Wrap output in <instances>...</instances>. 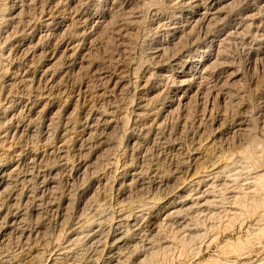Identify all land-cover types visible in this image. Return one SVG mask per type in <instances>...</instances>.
Here are the masks:
<instances>
[{
  "label": "rangeland",
  "instance_id": "rangeland-1",
  "mask_svg": "<svg viewBox=\"0 0 264 264\" xmlns=\"http://www.w3.org/2000/svg\"><path fill=\"white\" fill-rule=\"evenodd\" d=\"M181 1L0 0V264H103L118 223L128 264L168 244L146 264H223L257 228L212 216L228 206L213 175L244 184L248 150L264 159V0L195 23ZM203 45L210 62L179 78L173 59ZM184 225L207 240L175 245Z\"/></svg>",
  "mask_w": 264,
  "mask_h": 264
},
{
  "label": "bare ground",
  "instance_id": "bare-ground-1",
  "mask_svg": "<svg viewBox=\"0 0 264 264\" xmlns=\"http://www.w3.org/2000/svg\"><path fill=\"white\" fill-rule=\"evenodd\" d=\"M223 1L226 2L228 0H223ZM180 2L183 3V1H181V0H180ZM189 4H190V0H188V2H187L186 5H189ZM220 4H221V0H204V1H202V0H194L192 2L193 11L190 13V14L193 15V17H192L193 22L195 23L198 20H201L203 22L204 21H208V22L210 21L211 22V20L218 18V16L220 15V7H219ZM175 15H176V13H174V16ZM175 19H177V18H175ZM179 20H180V18L177 21H179ZM177 24L178 23H176V22L175 23H171V24L170 23L165 24V26L168 27V29L166 30L165 33L168 36H170V38L176 39L179 36L178 33H177V30H178V25ZM180 24H181V22H180ZM172 25H173V27L171 28L170 26H172ZM181 27H182V29H185L186 30V29H190L191 28V25H189V23L185 22V24L182 25ZM156 46H158L157 51L155 50L156 51V54H159L161 52V48L163 47V44L161 42H159V43H157ZM195 49L196 50L193 49L194 51L193 50H190V49L187 50V51H181V54L179 55L180 57L173 59L172 62H174V64L176 63V65H179V61L181 62L180 59H185V58L187 59V61L185 63L183 62L184 63L183 64V67H184L185 71H183V72H179L178 71V77L179 78H182L183 79L185 77H195L194 75L199 74V71L207 63L210 62V59H211L210 46H204V45H203V47L202 46L201 47H197L196 46ZM204 71H206V70H204ZM254 151L255 150L253 148H250L248 150L247 154H246V158L245 159L248 161V164H249L250 169H253V172L252 173L250 172L251 174H249V177L244 180V184H240L239 183V179H238L239 177L236 174H232L231 173V169L227 165L225 167L219 169L213 175V179L215 180V182L218 183V184H215V185L219 189V192H220L219 201L217 203L218 204H221L223 206H225V204H226L228 206L225 209L223 208L224 210H222V211H220V212H218L216 214H213L212 216H217L219 219L225 218V222H223L225 224V227L224 228L230 227L233 223H235L237 221L240 222L243 219L252 218L254 216H255V218H256V220L258 222L257 226H254V227H257V228L253 232H249L250 234L247 233V235L244 236V239L241 237V238L237 239L235 242H227L224 245H222V247L220 248L221 249L220 252H222L223 256L225 257V259L223 260V264H242V262L245 261L244 259L251 258V255L254 252L257 251V253H258L259 250H261V249L264 248V245H263L264 244V224H262L263 223V220H264V169H263V166H262V163L264 162V159L263 158H258L257 159L255 157L257 155V153H256V155L253 156V152ZM243 168H242V170H243ZM239 169H240V167H239ZM260 169H262V170H260ZM240 181H242V179ZM245 182H248V183L245 184ZM213 194L215 195V193H213ZM202 197H204V196H199V198H197L198 201L201 200V199L205 200V198H202ZM186 199L188 201L189 197L187 198V196H186ZM221 205L219 207H221ZM178 206H180V209H181V208H183V207L186 206V202H181L180 204H174L170 208V214L169 215H172V214H174V215L176 214L177 215V214H180L179 212L188 210V209H186V210H180L179 209L180 211L178 212V210H176V208ZM260 209H262L263 212L261 211L260 214L256 215L257 212H260L259 211ZM219 210H221V209H219ZM169 217H171V216H169ZM213 221L215 222V220H213ZM119 225L120 224L118 223L117 226L111 232H109V234L106 236L107 238L105 240H107V241L109 240L111 242V248L109 249V252L107 253L106 261L103 264H128L127 262H125L124 259H122V255L120 254V251L116 247H117L118 244L127 243V241L130 242V241H132L134 239H132L131 237H130L131 239L127 238V235L125 233L121 232V229H120V226ZM187 227H188V225L182 226V228H181L182 229V232H180L179 234L177 233L174 236L175 245L176 244H180L182 247L183 246L185 247L187 244H190V243L195 242L197 240H199V241L200 240H205L208 237L207 233L209 234V231L206 228H201L200 231L195 232V230L197 228H195V230H194V229H189L190 226L188 228ZM199 227H200V225H199ZM203 227H204V225H203ZM213 227L211 229H213ZM214 231H215V229H213V232ZM127 232H128V230H127ZM92 235H93L92 237H94L95 234L93 233ZM108 244H109V242H108ZM199 245H201V244H199ZM157 246H158V244H157ZM171 246H172V244H168L166 246H162V247L158 248L157 250L155 248H154L155 250L154 249L152 250L151 247H150V249L152 251L149 253L150 254L149 255V258L146 257V258L140 260L137 264H146L148 260H151L158 253H164V254L167 253L168 251L172 250L171 249ZM186 248H188V247H186ZM259 254H261V253H259ZM139 255H141V254H139ZM158 257H159V254H158ZM262 261H264V258L262 259ZM135 263H136V261H135ZM213 264H215V263H213Z\"/></svg>",
  "mask_w": 264,
  "mask_h": 264
}]
</instances>
